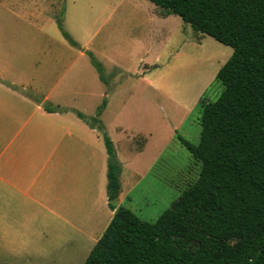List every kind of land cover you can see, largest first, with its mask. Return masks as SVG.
I'll list each match as a JSON object with an SVG mask.
<instances>
[{
  "label": "crops",
  "instance_id": "obj_1",
  "mask_svg": "<svg viewBox=\"0 0 264 264\" xmlns=\"http://www.w3.org/2000/svg\"><path fill=\"white\" fill-rule=\"evenodd\" d=\"M4 1L0 0V14ZM17 1L29 3V12H15L12 4L7 11L14 17L0 15V217L5 216V196L11 195L18 207L9 216L23 218L24 223L40 218L38 228L50 226L55 234H64V244L84 243L89 254L114 211L126 207L131 188L125 185L135 186L153 169L167 142L175 137L176 124L162 130L156 124L148 127L136 111L138 124L145 126H131L129 121L137 120L131 112L142 110L139 105L130 110L122 104L119 111L124 118L114 114L105 118L109 101L102 87L109 80L105 75L104 83L100 81L86 56V51H101L77 29L80 37H72L77 47L70 45L57 27L60 11L64 29L69 17L79 18L82 12L78 13L77 3ZM116 10L112 5L110 12ZM162 10H152L156 20L168 15ZM84 20L81 17L79 22ZM154 65L146 64L144 68ZM147 71L143 70L142 75ZM102 96L106 98L99 120L120 164V189L112 209L105 191L107 154L102 135L96 126L86 124L75 114H95ZM188 110L186 107L178 122ZM22 208L32 213H21Z\"/></svg>",
  "mask_w": 264,
  "mask_h": 264
},
{
  "label": "trees",
  "instance_id": "obj_2",
  "mask_svg": "<svg viewBox=\"0 0 264 264\" xmlns=\"http://www.w3.org/2000/svg\"><path fill=\"white\" fill-rule=\"evenodd\" d=\"M148 1L232 53L215 74L219 96L201 105L198 143L179 138L200 165L197 178L154 222L118 207L83 264H264V0ZM104 104L93 117L75 114L101 131L112 209L120 164L97 118Z\"/></svg>",
  "mask_w": 264,
  "mask_h": 264
},
{
  "label": "rangeland",
  "instance_id": "obj_3",
  "mask_svg": "<svg viewBox=\"0 0 264 264\" xmlns=\"http://www.w3.org/2000/svg\"><path fill=\"white\" fill-rule=\"evenodd\" d=\"M74 1L77 3L75 7H79L78 13L82 14L78 15V19L75 15L69 17L65 29L62 27L72 41L62 36L76 47L73 35L87 37L90 45L101 51L96 54L91 50L102 66L103 77L106 75L109 80L107 82L105 79L106 84L102 87V93L107 94L109 101L105 118L112 114L124 118L119 111L122 104H127L130 110L139 105L142 110L136 108L131 115L137 118V111L136 115L144 118L146 126L156 124L162 130L176 124L175 137L167 142L153 169L135 186L125 185L127 189L131 188V192L124 206L142 220L154 222L198 176L200 165L193 160L179 138L192 144L198 143L201 105L219 96L222 85L215 79V74L231 55L232 48L193 30L190 24L175 14L170 13L156 20L157 15H153L152 10L160 12L162 8L148 0ZM4 3L1 18L14 17L7 11L12 4L14 11L22 14H25L22 11L29 12L31 8L29 3L20 4L17 0H5ZM112 5H116L117 10L111 13ZM58 17L62 21L61 11ZM81 17L85 18L82 24L79 22ZM86 56L90 62L88 54ZM146 64L155 65L146 69ZM89 65L104 83L91 62ZM143 70L148 71L142 75ZM106 97L102 96L101 101L105 102ZM186 107L190 112L188 110L178 122ZM90 114L89 117L95 116L93 112ZM138 121L137 118L129 123L135 128L145 126H140ZM5 197V216L0 217L4 226L2 232L0 224V264L83 263L88 254L84 243L64 244L66 240L61 237L64 234H55L50 226L38 228L42 221L40 218L24 223L23 218L9 216L17 211L15 207L18 206L11 195ZM21 213L29 214L32 211L22 208ZM33 227L38 229L32 231Z\"/></svg>",
  "mask_w": 264,
  "mask_h": 264
}]
</instances>
